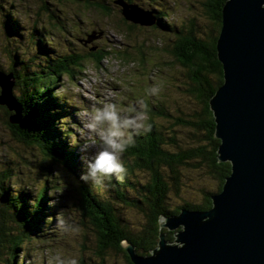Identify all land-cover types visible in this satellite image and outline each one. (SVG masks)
Masks as SVG:
<instances>
[{
  "label": "rangeland",
  "instance_id": "obj_1",
  "mask_svg": "<svg viewBox=\"0 0 264 264\" xmlns=\"http://www.w3.org/2000/svg\"><path fill=\"white\" fill-rule=\"evenodd\" d=\"M134 1L138 3L131 7L134 14L128 11V15L136 17V12H139L140 19L146 23L127 19L119 1L122 8L112 0H45V4L42 0H0V67L5 70L9 71L10 67L18 70L22 68L21 71L26 75L46 64L45 54L42 52L45 47L44 42L39 43V39L44 38L42 39L43 36L39 30L33 27L42 29V31L52 30L54 49L60 53L71 52V48L77 47L78 52L87 54V47L92 46L93 51L95 43L98 45L97 48L106 46L110 51L109 56L107 55L100 65L86 59L82 71L76 70L73 78L67 75L62 76L59 84L54 87L57 91L55 93L60 97L58 112L63 117L61 121L63 133L60 132L57 135L55 147L60 149L62 146V153L75 160L73 165L79 175L83 170L80 159L83 153L79 147H69L68 141L71 140L80 146L87 145L91 150L95 137L87 129L81 127L75 113L78 109L87 110L105 101L115 103L122 117L127 116L131 109L140 113L142 119L139 123L142 127L132 135L144 132L149 121L152 120L166 135L175 137L179 145L178 150H186L206 141L203 137L200 138L202 142L195 140L200 137V133L204 132H197L198 134L195 135L193 133L196 130L192 132V128L186 126L185 123L175 122L176 117L179 116L188 120L193 110H200L202 107V103L186 90L191 81L190 76H187L190 68L182 62L174 50V45L181 37L172 36L171 31L154 26L156 18L149 10L151 6L148 3L152 0ZM158 1L165 7L162 12L168 13L164 20L169 23L170 27L173 24L189 28L196 36L206 39L215 34L216 27L210 16L208 0ZM100 4L110 6L109 11L106 12V9L103 11ZM150 16L154 18L153 23L149 21ZM10 19L19 23L11 31L10 26H7ZM51 19H59L66 26V30L53 27L54 20ZM128 23L135 24L136 27L129 28ZM9 25H12V21ZM42 25L46 26L45 29L41 28ZM25 54L29 55L28 57L33 56V59L25 57ZM152 86L158 88L155 95L148 92ZM19 91L18 86L13 87L12 92L21 106L22 123H24L26 118L23 105L18 98ZM137 101L142 103L137 105ZM0 105L10 111L7 116L5 110L0 108V172L7 174L8 171L11 176L9 180L4 181L10 195L9 198H3L6 199L4 202L0 200V213L13 220L10 226L14 228L13 230L9 232L6 226L9 239L12 238L13 242L17 243L21 241L23 234H26V240L17 251L19 255L17 264H57V260L65 259H75L76 264H79L82 257L85 260L83 264H93V259L94 264H129L124 252L114 248L100 253L101 243L94 226L89 223L80 224L82 217H87L83 215L82 210L73 206V203L80 204L81 194L75 192L72 182L64 183L61 180L62 186L55 190V194L53 195V190L50 192L53 186L50 181L52 175H47V169L43 167L47 161V164H50L49 157L41 151L40 147L26 145L16 139L6 121L8 119L12 123L10 120L14 111L5 104L0 103ZM152 107H154L153 112L149 113L147 109ZM156 109L169 111L173 117L160 115L156 113ZM37 119H39L38 116ZM102 126L98 125V127ZM128 131L131 132V130ZM168 142L170 143V140ZM131 145L132 142L120 154L123 164L126 150ZM167 146L176 149L171 144ZM136 170L133 174H129L125 167L122 179L117 180L113 175L109 179L102 180L100 184L88 182L89 186L103 198L116 202V206L121 211H118L122 218L121 221L127 220L129 228L131 226L134 228L131 229L133 232L140 229L142 211L134 206L126 205L124 200L140 199L139 195L143 191L141 188L143 186L140 185L139 180L147 184L151 177L146 169ZM163 174L165 178L173 176L168 178L171 187L166 198L167 207L170 209L176 206L189 208L183 206L187 203L203 204L207 193H214L220 183L204 161L177 164L174 169L169 167L163 169ZM135 175L136 178H134ZM71 176L70 168L64 165L61 179L69 180ZM46 179L49 181L46 195L51 197L48 200L54 206L47 204L43 213H49L47 218L53 215V220L49 228L37 238L34 232H39V230L32 201L34 195L39 193L38 190L46 184ZM64 185L69 189L63 187ZM115 188L119 193L115 192ZM18 189H22L26 194H22ZM78 189L81 188L78 187L76 190ZM17 192L19 195H15ZM64 192L69 198L64 197ZM24 220L25 226L23 225ZM163 228L166 229L164 231L166 235L167 231L171 230L168 226H163ZM176 229L179 230V227ZM176 229L171 230L173 235L168 234V238L173 236L174 241ZM124 249L126 251L125 247ZM149 253L151 252L144 254ZM11 254L8 249L1 250L0 264H14L13 259L8 260Z\"/></svg>",
  "mask_w": 264,
  "mask_h": 264
},
{
  "label": "trees",
  "instance_id": "obj_2",
  "mask_svg": "<svg viewBox=\"0 0 264 264\" xmlns=\"http://www.w3.org/2000/svg\"><path fill=\"white\" fill-rule=\"evenodd\" d=\"M42 1H44L45 4V0ZM112 1L121 7L118 0ZM124 1L128 3H137L134 0ZM225 2L226 0H208L211 11L210 16L214 20L216 32L214 35L210 36V38L206 39L205 37L200 38L196 36L189 28L180 27L179 25L175 26L173 24H171L170 27L169 23L164 20L168 14L167 12H162L165 7L162 6L158 0H152V2L148 1L151 6L149 10L153 12L156 18L154 26L171 31L172 36L177 35V37H181L177 44L174 45V50L178 56H180L182 62L190 68L189 72H187V76H190L191 81L189 83L190 86L187 87L186 90L190 95L197 98L198 101L202 103L200 110H193L188 120L179 116L176 117L175 122L185 123L186 126L188 125L192 128V132L196 130L195 133H193L195 135L204 132L200 133V137L195 140L202 142L200 138L203 137L206 141L203 142V144L198 143V145L186 150H178L179 145H177L175 137L166 135L160 127L152 122V120L149 121L144 132H138L132 135V145L126 150V157L123 158L124 166L127 168L129 174H133L136 169H146L151 175L147 184L139 180L140 185L143 186L141 187L143 191L139 195L140 199H131L130 201L124 200L126 205L134 206L142 211L140 229H138L137 232L131 231V229L134 228L132 226L129 228L127 220L124 219L121 221L122 218L118 214L120 208L116 206L115 201L106 200L107 198H103L97 191H94L92 187L89 186V183H85L79 179V172L75 170L73 165V161L75 160L68 154V156H66L62 153V146L58 145L59 147L61 146L60 149L55 147V142H57L55 140L58 139L57 135L60 133L56 124H61V114L58 112L60 97L55 93L57 91L54 87L59 84L62 76L67 75L73 78L74 74L77 72L76 70L82 71V67H84L85 61H87L86 59H90L93 63L100 65L104 58H107V55L110 54L109 49H107L106 46L97 48L98 45L95 43L96 46L93 51L91 50L92 46L87 47V54L78 52L77 47L75 49L71 48V52L60 53V51L57 52L56 49H54V34L52 30L42 31V29L33 27V29L39 30L40 34L43 36L42 39L44 38L43 40L39 39V43L42 44V41L44 42L43 46L45 47L42 49V52L45 54L44 60L46 64L26 75L21 71L22 68L18 70L10 67L8 71V69L5 70L0 67V70L4 72L12 71L14 73V86L19 87L20 91L18 98L23 105L26 118V122L22 124H12L7 119L6 121L10 127V131L13 132L12 134H14L16 139L21 143L38 146L42 149L41 151L43 153L47 154L49 157L48 159H50V164H47L48 161L46 159L47 162L43 164V167H46L47 175H52L50 181L53 186L50 192L53 190V195L55 194V190L62 186L61 180L64 183H73L75 192L81 194L80 204L73 203V206L82 210L83 215L87 217H82L80 224L86 225L89 223L94 226L99 237V242L101 243V245H99L100 253H105L108 249L114 248L124 252L128 263L134 264L123 247V241L133 243L137 251L141 254L150 252V250L158 244L160 232L166 231L165 228L160 226V217L162 215L169 216L170 214L178 213L182 208V206H176L173 209L167 207L168 203L166 204V198L168 197L167 193L171 187V182L168 178L173 176L165 178L163 169L168 167L174 169L177 164H189V161L198 163L204 161L210 171L219 179L220 183L215 192L222 189L226 176L231 172V163L229 161H219L218 159L217 150L220 140L214 136L216 124L213 111L209 105L211 96L224 80L223 64L218 58L216 43L222 26V10ZM99 6L102 7L101 9L103 11L105 9L107 10L106 12L109 11L108 8H110V6L107 7V5L103 4ZM10 21H12V25H9ZM7 23V26L11 28H9L10 31L13 30L15 26L17 27L19 25L18 22L11 19L8 20ZM52 26L57 27L59 30H66V26L59 19L54 20ZM45 27L46 26L42 25L41 28L45 29ZM128 27L134 28L136 25L128 23ZM78 41H80L79 38ZM24 56L28 57L29 55L25 54ZM28 58L33 59V56ZM0 108L5 110L7 116L10 114V111L5 106L0 105ZM153 108L154 107L148 108L147 111L152 113ZM156 113L171 118L173 117V115L166 110L156 109ZM37 116L40 120L37 119ZM168 140H170V143ZM168 144L173 145L176 149H171L167 146ZM64 165H67L71 170L72 178H68L69 180L61 179V172L63 171ZM40 173L42 172L40 171ZM10 178L11 176L8 171L7 174L0 172L1 202L6 200L3 198H9V190L4 181ZM134 178H136V175ZM48 182L49 181L46 179V184L38 190L39 193L37 192L34 195V200L32 201L34 209L37 212H34V215L37 217V229L39 230V232H34L37 238L49 228L53 220V215L47 218L49 213H43V209L47 208V204H49L48 199L51 198L46 195ZM33 185L34 184L31 182V186ZM63 187L69 189L66 185ZM78 187L81 189L76 190ZM22 189H18V191L22 192V194H26ZM115 192L119 193L116 188ZM210 194H213V192L207 193L203 204L193 205L187 203L183 206H187L191 209L210 208L213 205ZM15 195H19L18 192L15 193ZM64 197L69 198L65 192ZM118 199L120 198L118 197ZM2 208L5 209L4 207ZM12 223V219L0 213V251L8 249L9 252L12 253L8 260L13 259L14 264H17V256H19L17 251L20 250L21 244L26 240V234L24 233L25 235L23 234L21 241L17 243L13 242L14 239H9L8 233L14 229L10 227ZM23 225H26L25 220L23 221ZM6 226H8L9 232ZM168 234L173 235L171 230L167 231V238ZM172 237L173 236L169 237V239L174 238ZM22 257H25L24 254ZM80 260L79 264L85 262L83 257L80 258ZM94 263L95 261L93 259V264Z\"/></svg>",
  "mask_w": 264,
  "mask_h": 264
},
{
  "label": "water",
  "instance_id": "obj_3",
  "mask_svg": "<svg viewBox=\"0 0 264 264\" xmlns=\"http://www.w3.org/2000/svg\"><path fill=\"white\" fill-rule=\"evenodd\" d=\"M120 3L127 19L146 23ZM216 45L224 80L209 105L218 159L229 161L231 172L211 195L212 207L160 217L161 227L183 224L175 242L160 232L149 254L123 242L134 264H264V0H227ZM0 87V103L14 111L10 121L21 124L13 72L0 70Z\"/></svg>",
  "mask_w": 264,
  "mask_h": 264
},
{
  "label": "clouds",
  "instance_id": "obj_4",
  "mask_svg": "<svg viewBox=\"0 0 264 264\" xmlns=\"http://www.w3.org/2000/svg\"><path fill=\"white\" fill-rule=\"evenodd\" d=\"M149 94L155 95L158 92L156 86L148 89ZM137 105L141 101L136 102ZM81 127L91 132L93 148L89 150L87 145L80 146L69 140V147H79L82 171L79 179L85 183L100 184L102 180L109 179L115 175L122 179L125 171L120 154L130 144L132 133L142 127L139 121L142 116L135 109H131L127 116L122 117L117 105L110 101L93 105L87 110L78 109L75 113ZM61 121L63 117L60 118ZM98 125H103L98 127ZM56 127L63 133V127L57 123ZM128 130H131L129 132ZM50 206H54L49 201ZM57 264H76L75 259L57 260Z\"/></svg>",
  "mask_w": 264,
  "mask_h": 264
},
{
  "label": "bare ground",
  "instance_id": "obj_5",
  "mask_svg": "<svg viewBox=\"0 0 264 264\" xmlns=\"http://www.w3.org/2000/svg\"><path fill=\"white\" fill-rule=\"evenodd\" d=\"M119 2L120 1H123V3H125V4H128V5H130V6H133V4H137V3H128V2H126V1H124V0H118ZM227 1V0H226ZM225 4V3H224ZM123 6V5H122ZM224 6V5H223ZM222 17H223V10H222ZM6 73H9V72H6ZM14 84H15V78H14ZM220 142H221V140H220ZM220 144V143H219ZM227 177V176H226ZM224 185V184H223ZM223 188V187H222ZM222 190V189H221ZM220 190V191H221ZM220 191H218V192H220ZM215 193H217V192H214L213 194H215ZM212 207V206H211ZM196 210H199V209H196ZM183 224H180L178 227H179V229L181 228L180 226H182ZM177 227V228H178ZM171 230H174V229H171ZM166 237H167V235H166ZM176 238V237H175ZM166 239H168V240H170V241H173V242H175L174 240H172V239H169V238H166ZM160 240V239H159Z\"/></svg>",
  "mask_w": 264,
  "mask_h": 264
}]
</instances>
